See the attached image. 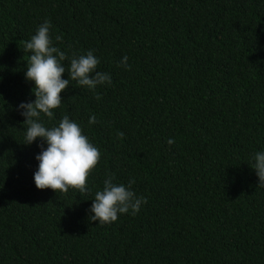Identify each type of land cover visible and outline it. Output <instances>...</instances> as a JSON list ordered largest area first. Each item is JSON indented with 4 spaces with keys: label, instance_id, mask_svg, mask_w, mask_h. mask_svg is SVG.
I'll list each match as a JSON object with an SVG mask.
<instances>
[{
    "label": "trees",
    "instance_id": "trees-1",
    "mask_svg": "<svg viewBox=\"0 0 264 264\" xmlns=\"http://www.w3.org/2000/svg\"><path fill=\"white\" fill-rule=\"evenodd\" d=\"M45 20L66 70L94 50L112 78L94 90L70 80L39 119L68 115L99 149L85 193L37 189L47 143H23L18 106L36 99L25 42ZM258 151L264 0H0V264H264ZM109 176L134 178L147 203L101 226L89 209Z\"/></svg>",
    "mask_w": 264,
    "mask_h": 264
},
{
    "label": "clouds",
    "instance_id": "clouds-1",
    "mask_svg": "<svg viewBox=\"0 0 264 264\" xmlns=\"http://www.w3.org/2000/svg\"><path fill=\"white\" fill-rule=\"evenodd\" d=\"M51 22L45 20L36 34L25 42L24 51L31 53L27 61L25 78L35 83L33 89L36 99L34 102L21 103L18 110L26 119L27 130L24 144L30 145L38 137L43 138L47 148L42 149L36 156L39 161L38 170L34 174V182L37 189H51L54 192L67 193L70 189L78 190L80 193L88 191L86 183L89 174L97 166L101 153L87 136L82 134L81 127L64 115L58 126L47 128L39 122L41 114L49 119L54 117V109L60 107L62 102L61 92L69 86V81H76L78 85L94 90L97 86L112 83L109 73L96 71L99 59L94 55V50H89L86 55L73 56L70 67L62 65L67 59L66 54L58 47L52 46L50 39ZM61 40V36L55 38ZM127 55L123 56L119 65L130 70L127 63ZM68 71L69 79H62V74ZM94 75H90L93 74ZM96 99H100L97 95ZM95 115L90 116V125L97 123ZM124 132H119V137H124ZM169 145L174 143L173 139L167 141ZM254 161L249 166L255 171L259 183L258 187H264V151H258L252 157ZM114 176L104 180L102 191L95 193V198L89 209V222L98 221V225L115 222L118 214L131 212L137 215L147 200L143 196H137L132 190L135 183L130 179L127 186L115 184ZM51 202V201H49Z\"/></svg>",
    "mask_w": 264,
    "mask_h": 264
}]
</instances>
